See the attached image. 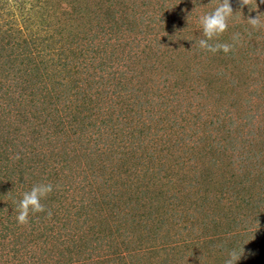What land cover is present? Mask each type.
<instances>
[{
	"label": "rangeland",
	"instance_id": "rangeland-1",
	"mask_svg": "<svg viewBox=\"0 0 264 264\" xmlns=\"http://www.w3.org/2000/svg\"><path fill=\"white\" fill-rule=\"evenodd\" d=\"M230 2L213 55L219 0H0V264H264V4Z\"/></svg>",
	"mask_w": 264,
	"mask_h": 264
},
{
	"label": "clouds",
	"instance_id": "clouds-1",
	"mask_svg": "<svg viewBox=\"0 0 264 264\" xmlns=\"http://www.w3.org/2000/svg\"><path fill=\"white\" fill-rule=\"evenodd\" d=\"M241 9L247 7L251 11H255L258 8L256 0H237ZM260 3L264 4V0H260ZM235 17L230 0H219V4L211 12L201 15L199 17V24L202 27V36L195 41L198 48L206 53L216 54L222 51L225 54L234 52L240 37L239 34L232 36V43H221L220 38L224 33L228 31L229 21ZM248 24L253 30H259L264 27L258 14L253 18H247ZM251 34V33H249ZM15 159H20L19 154ZM54 186L51 183L41 182L34 185L30 191L24 192L22 199L18 202L17 211L18 215L16 221L19 225L25 226L29 224V216L31 214L43 213L46 211L45 205L42 203L52 192ZM50 218L51 211L47 212ZM245 256L243 247L239 249H233L228 253V259L225 264H237V261L241 260Z\"/></svg>",
	"mask_w": 264,
	"mask_h": 264
},
{
	"label": "trees",
	"instance_id": "trees-1",
	"mask_svg": "<svg viewBox=\"0 0 264 264\" xmlns=\"http://www.w3.org/2000/svg\"><path fill=\"white\" fill-rule=\"evenodd\" d=\"M21 54H22V53H21V51L19 50V51H18V56L21 55ZM39 56H40V57H41V56H45V58L47 57V59H48V57H50V56H49V53L39 54L38 57H39ZM45 58L43 59V63H46V62L48 61V60L45 59ZM46 60H47V61H46ZM4 85H5V84H1V86H4ZM6 134H7V139H6V141L3 143V146L0 147V149L2 150V153H5V154L7 153V154H6V156H7V155H9L10 152H11V148H10L11 145L9 146V144H11L12 141H11V139H10L11 137H10V133H9V131H5V135H6ZM4 139H5V138H4Z\"/></svg>",
	"mask_w": 264,
	"mask_h": 264
}]
</instances>
